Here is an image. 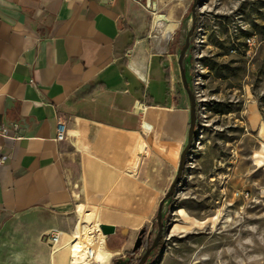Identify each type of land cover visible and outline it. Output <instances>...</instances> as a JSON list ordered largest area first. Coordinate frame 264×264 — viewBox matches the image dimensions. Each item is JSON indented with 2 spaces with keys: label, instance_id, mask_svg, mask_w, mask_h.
<instances>
[{
  "label": "crops",
  "instance_id": "1",
  "mask_svg": "<svg viewBox=\"0 0 264 264\" xmlns=\"http://www.w3.org/2000/svg\"><path fill=\"white\" fill-rule=\"evenodd\" d=\"M193 1L0 0V264H72L76 199L104 200L100 225L114 234L102 264L124 261L151 228L159 190L128 170L155 156L170 171L186 145L189 104L174 93V66ZM54 233L55 252L45 241Z\"/></svg>",
  "mask_w": 264,
  "mask_h": 264
},
{
  "label": "rangeland",
  "instance_id": "2",
  "mask_svg": "<svg viewBox=\"0 0 264 264\" xmlns=\"http://www.w3.org/2000/svg\"><path fill=\"white\" fill-rule=\"evenodd\" d=\"M194 5V31L182 66L195 100V132L175 194L164 200L178 165L157 186L164 200L163 233L150 264L166 253L179 258L172 264H264V169L252 162L264 145V0ZM188 18L191 22V9ZM174 78V93L184 94L189 104L177 66ZM152 88L162 100L163 85L155 82ZM128 171L155 179L144 164ZM180 209L207 223L176 233L174 225H183ZM157 213L146 228L153 237ZM99 220L105 222L103 216Z\"/></svg>",
  "mask_w": 264,
  "mask_h": 264
},
{
  "label": "bare ground",
  "instance_id": "3",
  "mask_svg": "<svg viewBox=\"0 0 264 264\" xmlns=\"http://www.w3.org/2000/svg\"><path fill=\"white\" fill-rule=\"evenodd\" d=\"M159 34L163 37L168 39L169 34L167 32V28L163 26L162 24H159L158 28ZM142 46H139L136 50V57H140L143 53ZM147 58V56L145 57ZM144 59L140 60V62H143ZM142 64V63H140ZM253 165L256 167V169H264V145L262 146L260 152H254L252 157ZM147 170L153 173V176L155 179L152 180L153 186H159L161 184V181L163 177L166 176V174L169 171V168L166 164L162 163L157 157L153 156L151 161L146 165ZM144 177V175H143ZM147 177H144L146 180ZM104 200L101 201L99 205H97L95 208H88L85 203H80L78 199H76V218L78 221V224L74 230V242L70 248V254L72 257V264H80L84 260V248H85V238L86 234L89 231L96 230L97 227L101 224V221L99 220V211L100 207L102 205ZM177 216L181 219L183 222V225H174L173 231H175L178 234H185L192 229H200L205 226L207 221H197L195 219H192L188 216V214L180 209L177 212ZM212 220H215V217L212 218ZM99 240L95 242L96 247H99L102 249L104 261H105V255H109L107 250L105 249V245L103 244L102 239L99 237Z\"/></svg>",
  "mask_w": 264,
  "mask_h": 264
},
{
  "label": "water",
  "instance_id": "4",
  "mask_svg": "<svg viewBox=\"0 0 264 264\" xmlns=\"http://www.w3.org/2000/svg\"><path fill=\"white\" fill-rule=\"evenodd\" d=\"M196 2H197V0L193 1L194 4ZM194 4L191 6V15H192L191 26L187 32V35H186L184 43H183V48L180 51L178 59H177V65H178V69H179L181 84H182L184 92L187 95L188 102H189V128H188V133H187V142H186V145H185V147H184V149L180 155V159H179L177 172H176L174 181L172 182V184L169 188V191L166 193L164 200L171 198L175 194V189L178 186V184L182 178V174H183L184 167H185L186 157H187V154L191 148V145L193 142V136H194V132H195V125H196V118H197L196 110H195V100H194V96L192 95V93L189 89L187 79H186V75H185V71H184L183 66H182L183 57L187 51L188 44L190 41V37L192 36L193 31H194V17H195V5ZM146 5H147L148 9L151 8L152 10H154V5H150V3H146ZM164 200L161 201V203L158 207V213H157V219H156L157 232H156L152 242L150 243L149 247H147L145 249V251L143 252V255L141 256V258L137 264H146L149 260L151 253L155 249L158 248V245H159V242L161 240L162 233H163L162 208H163ZM100 230L105 237H108V236H111L114 234V228L111 226H108V225H100ZM143 234H144V229L141 230L138 234V237L135 241V244H134V247L132 250L133 253H136L138 250L141 249V247H142V235ZM129 263H130L129 259H125L124 261L121 260V261L116 262V264H129Z\"/></svg>",
  "mask_w": 264,
  "mask_h": 264
},
{
  "label": "built area",
  "instance_id": "5",
  "mask_svg": "<svg viewBox=\"0 0 264 264\" xmlns=\"http://www.w3.org/2000/svg\"><path fill=\"white\" fill-rule=\"evenodd\" d=\"M1 134L5 135L6 131H2ZM65 135V125L61 120H58L57 126H56V138L55 141L57 143H61L64 140ZM78 224V221L76 222V226ZM76 228V227H75ZM101 238L103 241V244L105 245V239L106 237L102 234L100 230V225L97 227L96 230H92L87 232L86 234V242H85V248H84V260L80 264H102L104 262L102 249L99 247H96L95 242L98 241V238ZM74 233L71 234V237L68 241V245L72 246L74 242ZM60 240V234L54 233V234H47L45 236V241L49 244L50 249L55 252L58 249H60V246H58ZM106 249V246H105Z\"/></svg>",
  "mask_w": 264,
  "mask_h": 264
},
{
  "label": "flooded vegetation",
  "instance_id": "6",
  "mask_svg": "<svg viewBox=\"0 0 264 264\" xmlns=\"http://www.w3.org/2000/svg\"><path fill=\"white\" fill-rule=\"evenodd\" d=\"M154 238V237H153ZM152 233L151 232H146V233H144L143 235H142V247H141V249L140 250H138L135 254H137V253H139V252H141V255H140V257L139 258H141V256L143 255V253L142 252H144L145 251V249L147 248V247H149V245H150V243L152 242ZM159 245H160V242H159ZM159 245H158V247H159ZM158 249V248H157ZM156 251V249L151 253V255L154 253ZM150 255V256H151ZM131 258H132V256L130 257V256H128V258H126V259H129L130 261H131ZM150 258V257H149Z\"/></svg>",
  "mask_w": 264,
  "mask_h": 264
},
{
  "label": "trees",
  "instance_id": "7",
  "mask_svg": "<svg viewBox=\"0 0 264 264\" xmlns=\"http://www.w3.org/2000/svg\"><path fill=\"white\" fill-rule=\"evenodd\" d=\"M146 232H147V229L144 228V233H146ZM134 254H135V253H133V252L130 253V257L132 256L131 261L133 260V255H134ZM139 260H140V258H138V259L136 260V263H135V264H137V263L139 262ZM131 261H130L129 264H131Z\"/></svg>",
  "mask_w": 264,
  "mask_h": 264
}]
</instances>
